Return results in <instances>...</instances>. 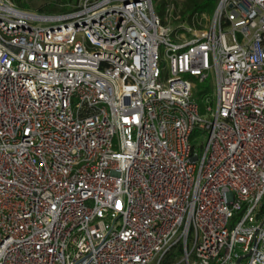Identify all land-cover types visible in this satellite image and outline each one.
<instances>
[{
  "label": "built area",
  "instance_id": "2783aa9c",
  "mask_svg": "<svg viewBox=\"0 0 264 264\" xmlns=\"http://www.w3.org/2000/svg\"><path fill=\"white\" fill-rule=\"evenodd\" d=\"M156 5L0 0V264H264V0Z\"/></svg>",
  "mask_w": 264,
  "mask_h": 264
},
{
  "label": "trees",
  "instance_id": "16d2710c",
  "mask_svg": "<svg viewBox=\"0 0 264 264\" xmlns=\"http://www.w3.org/2000/svg\"><path fill=\"white\" fill-rule=\"evenodd\" d=\"M16 6L21 9L27 10V6L23 3V0H11ZM156 2V12L162 18L164 16L165 5L167 2L161 1ZM183 1V6H181V12L176 14L177 7L175 4L171 3L175 7L173 16H179L178 21L184 22L191 25L195 20L199 19L202 15H210L218 0H181ZM169 3V2H168ZM29 11V10H28Z\"/></svg>",
  "mask_w": 264,
  "mask_h": 264
},
{
  "label": "rangeland",
  "instance_id": "374dc122",
  "mask_svg": "<svg viewBox=\"0 0 264 264\" xmlns=\"http://www.w3.org/2000/svg\"><path fill=\"white\" fill-rule=\"evenodd\" d=\"M169 2L173 3L177 7V14L181 12V6H183V1L181 0H157V2ZM79 0H23V3L27 6V10L45 13V14H62L68 11L71 6L77 4ZM175 25V24H174ZM196 90L194 95L197 96L198 92H202L205 89H210V83H198L196 82ZM210 92L212 89L209 90ZM210 94V93H209ZM203 115V113H201Z\"/></svg>",
  "mask_w": 264,
  "mask_h": 264
},
{
  "label": "water",
  "instance_id": "95a60500",
  "mask_svg": "<svg viewBox=\"0 0 264 264\" xmlns=\"http://www.w3.org/2000/svg\"><path fill=\"white\" fill-rule=\"evenodd\" d=\"M262 211V210H261Z\"/></svg>",
  "mask_w": 264,
  "mask_h": 264
}]
</instances>
